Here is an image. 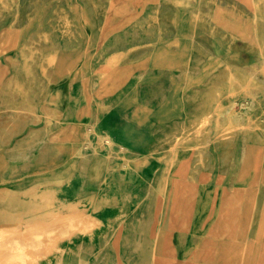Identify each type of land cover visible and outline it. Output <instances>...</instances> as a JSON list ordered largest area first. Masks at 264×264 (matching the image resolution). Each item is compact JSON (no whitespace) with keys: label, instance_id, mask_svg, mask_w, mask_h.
Wrapping results in <instances>:
<instances>
[{"label":"rangeland","instance_id":"1","mask_svg":"<svg viewBox=\"0 0 264 264\" xmlns=\"http://www.w3.org/2000/svg\"><path fill=\"white\" fill-rule=\"evenodd\" d=\"M216 9L249 29L230 32L216 25L211 20ZM249 13L236 0H0L1 236L13 232L27 242L49 243L33 264H146L161 238L195 245L219 220L238 177L264 173V22ZM116 52L125 53L124 61L132 65H145L134 67L135 76L106 100L116 110L133 95L149 110L142 114L149 118L144 125L132 118L134 105L118 115L146 156L144 163L83 136L93 118L99 134L105 120L83 88L97 81ZM60 53L76 65L61 84L66 102L57 109L50 64ZM157 57L171 66H150ZM216 91L223 93L221 100ZM228 100H236L232 111L241 126L227 136L215 123L197 133L205 113L227 110ZM175 120L186 127L170 177L185 192L182 211L173 190H160L167 133ZM242 189L246 197L248 188ZM262 198L260 188L251 222L238 219L245 237L253 236ZM206 244H201L203 254ZM163 254L167 259L178 255L174 250Z\"/></svg>","mask_w":264,"mask_h":264},{"label":"bare ground","instance_id":"2","mask_svg":"<svg viewBox=\"0 0 264 264\" xmlns=\"http://www.w3.org/2000/svg\"><path fill=\"white\" fill-rule=\"evenodd\" d=\"M236 1L241 2L246 6V8L250 11L249 14H251L253 19H255L256 21H260L261 23L264 22V0H236ZM157 7H159V6H157ZM47 12H49V11H47ZM46 14H45V16H46ZM211 20L216 25H218V26H220V27H222L225 30L230 31V32H233V31L234 32H246L247 29H249L248 24L243 23V21L238 20L236 22L235 21L231 22V21L226 20L221 9H216L215 11H213V13L211 15ZM106 25H107V23H106ZM258 40L259 39H257V41ZM238 43H240V42H238ZM98 46H99V44H98ZM124 57H125V53H123V52H116V53L112 54L110 57H108L106 59L105 64H104L103 68L101 69V72H100V75H99L97 81L95 83L91 82V84L88 87L84 86L83 93L84 94L86 93L89 101H91V99H93L92 102H93L94 106L96 107V110L100 111L101 113H103V115H105V120L102 122V125L100 126V129L102 132L99 134L96 131V127H95V124L97 123L98 118L97 117H96V119L93 118V122H90L86 125V127L84 129L85 133L83 136L86 138V142L88 141V139H90V137H92V136L96 137L98 140V143L101 146H104L107 149H111L112 147H116L120 150L121 154L125 155L124 156L125 159H126V155L136 156V157H139L138 159L141 160V163H144V162H146V159H147L146 156L142 155L141 150L138 148V146L136 144V141H134V137H132L130 135L131 132H129L128 128L125 127L121 122H119L118 115L119 114L121 115V113H124L129 109H132L131 106L134 105V111L132 113V118L136 121V123L138 125H144V124H146L145 123L146 120L149 118H147L146 115L142 116V114L140 112H144V113L146 112L147 113V112H149V110L145 106H141V105L136 104L134 102L133 98L131 96H127V95L124 97L123 100H121V103L119 104V106L116 110H112L110 108V106H108L106 103V100H109L110 98L114 97V95H116L124 87V85H126L131 80V78L135 76L134 72H133L135 65L130 64V62H128V61H124ZM75 65H76V62L73 59H71L70 56H68L64 53L58 54L51 61V64H50V75H51L50 80H51V83L49 84V86L51 88L57 89V97H56V101L54 102L57 109H59V107H63V105L66 102L65 101V95H64L63 89L61 87V84L66 81L68 70L71 69L72 67H74ZM140 65H143V64H140ZM149 65L150 66L154 65V67L155 66H164V65L171 66L170 63L167 64L166 62H164V60H161L158 57L155 61L150 62ZM247 71H248V69H247ZM251 71L249 70L250 73H251ZM1 74L2 73L0 72V76H1ZM143 74H144V72L142 70L139 73L138 78H141ZM221 74H222V72H221ZM221 77H223V76H221ZM54 80L57 81L55 84L53 83ZM235 84L238 87L240 85L239 81H237V80H235ZM54 85H55V87H54ZM262 90H263V88H262ZM192 92H193V90H192ZM201 92H203V91L201 90ZM212 94H213V92H212ZM212 94L210 96H212ZM196 95H198V94H196ZM213 95L216 96L217 100H221L224 97L223 93L217 92V91ZM205 98H206V96H205ZM245 98H246V96H245ZM253 100L254 99H252L251 101H253ZM235 102H236V100L235 101L228 100L229 105H228L227 110L223 109L220 112H213L212 110L207 111L205 113V115L200 120L197 119V121L199 120V122L198 123L196 122L197 123L196 130L198 129V131H196V132L201 133L203 131H209L212 128L213 124L215 123V124L220 125V127L223 129L222 132H224V134H223L224 136H227L230 134L232 135V133H234L236 131V128L241 126L239 116L237 114H235L234 111H232V105H234ZM86 109H87V107L83 108V110H86ZM195 110L196 109H194V111ZM188 115H189V113H188ZM252 117H253V115H252ZM20 119H22V118H20ZM159 121L162 122L163 120H159ZM6 126H7V124H6ZM8 126H10V125L8 124ZM15 126H17V125H15ZM185 128L186 127H185L183 122L175 120V123L171 127V130L170 131L168 130L169 131L167 133L168 146H167V150L164 153V154H167V156L165 158V164H166L165 169H164L165 173H164L163 178L160 182V190L162 192H167L168 190H173L174 198L180 199V203L179 204L177 203L178 205L176 204L177 208L180 211L184 210L183 198H184L185 192L182 191V186L177 184L175 181L172 182L170 180V177H171L172 168H173V166H172L173 158H174L178 148L180 147V145L186 141V138L183 137L184 133H182V131H184ZM262 128H264V127H262ZM241 130H243V129H241ZM245 130H247V129H245ZM163 135H166V134H163ZM190 135H192V134H190ZM242 136H245V135H242ZM257 138H258V136H257ZM189 141H191V140H189ZM242 141L244 142V140H242ZM261 141H263V140H261ZM261 141H259V142L261 143ZM193 153H194V151H193ZM196 160L193 159V161H196ZM223 160H225L224 157H223ZM241 160H242V158H241ZM196 166H199V164ZM206 166L208 167V165H206ZM83 173H85V172H83ZM155 181H156V179H155ZM117 185H119V184L117 183ZM57 187H59V186H57ZM244 187H247L248 191H249V193L246 195V197H244L242 195V193L244 192V191H242L243 190L242 188H244ZM260 188H263V198H262V202L260 205L259 214H258L256 223H255V229L253 232V236L250 237V234H249L245 237L244 232L238 229V225H237L238 219L240 217H242L244 222L248 221L249 219H250V222L252 221V218H254V215L252 214V216H251V213H252L253 208L255 207L253 205L256 203V200L258 197V191ZM151 193H153V192H151ZM4 198H5V195L0 193V201H3ZM148 204H149V202H148ZM113 209H115V208H113ZM146 210H148V209L146 208ZM121 218H122V216H121ZM148 218H150V217H148ZM19 221H23V219L19 217ZM75 224H77V223H75ZM163 224H164V222H163ZM75 226L77 227V225H75ZM132 232L134 233V231H132ZM140 234H142V233L140 232ZM144 236H145V234H144ZM190 238L191 237H187V241H189ZM141 240H143V239H141ZM205 240L208 241V244H206L204 254H203V252L201 253V244ZM134 243H135V241H134ZM48 244L49 243H47L44 239H36V238L32 239L30 242H27V241L22 239L20 234L13 233V232H10V233L4 234V235L2 234V236L0 234V264H33L35 261L34 259L36 258V255L39 258V255L44 254ZM125 244H128V243H125ZM135 244H137V243H135ZM81 247L80 248L78 247V248L81 249ZM130 248H131V246H130ZM122 249H123V247H122ZM125 249L127 250V248H125ZM170 250H174L178 255H176V257H174V258H172V257L169 259L164 258L163 252L166 253ZM198 253H200L202 256L199 255L198 257H196L195 255ZM212 253L214 255H211ZM57 255H58V253H57ZM129 255H131V254H129ZM61 258H63V257H61ZM124 258H126V257H124ZM195 258H199V260H195ZM263 262H264V173L260 177H250L249 178V177H244L243 175L238 177L237 184L232 189V192L227 193V197L224 200L223 208L219 213V220L211 228H208V230H206L204 233H202V235L198 238L197 243L195 245L190 246L187 244L186 246H182L176 240H174V237L172 238L171 241H169L165 237L161 238L159 240L158 245L156 244V245L152 246L151 251H150V257L146 261V264H263ZM96 264H97V262H96ZM138 264H140V263H138Z\"/></svg>","mask_w":264,"mask_h":264},{"label":"crops","instance_id":"3","mask_svg":"<svg viewBox=\"0 0 264 264\" xmlns=\"http://www.w3.org/2000/svg\"><path fill=\"white\" fill-rule=\"evenodd\" d=\"M140 64H142V63H139V64L137 65L138 67L135 65L136 69H138V68L141 69L142 67L145 66V65L143 66V65H140ZM146 69H148V68H146ZM131 97L133 98V95H131ZM140 113L143 114V112H140Z\"/></svg>","mask_w":264,"mask_h":264}]
</instances>
